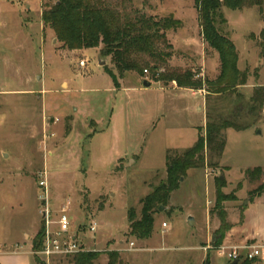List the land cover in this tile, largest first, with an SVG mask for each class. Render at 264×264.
<instances>
[{"label": "rangeland", "instance_id": "rangeland-1", "mask_svg": "<svg viewBox=\"0 0 264 264\" xmlns=\"http://www.w3.org/2000/svg\"><path fill=\"white\" fill-rule=\"evenodd\" d=\"M54 1L0 0V241L33 248L47 192L51 230L64 206L71 235L100 253L97 264L109 262L110 250L123 264H243L245 246L264 243V173L254 181L246 173L258 166L264 172V109L249 107L255 86L264 85V6L221 8L218 28L236 44L238 66L248 74L229 94L218 91L221 58L204 38L195 0H106L132 15L179 19L167 42H157L159 53H170L161 72L193 75V84L179 85L154 78L150 68L128 71L118 86L101 47L65 48L44 23L42 11ZM144 80L152 85L145 88ZM222 118L249 127L225 130L222 158L209 150L206 166L187 172L150 238L131 236L129 212L140 216L141 199L166 180L168 151L193 146L207 122ZM219 188L236 197L223 203L230 228L221 245L239 247V259L213 245L222 224L214 211ZM36 255L39 264H73L72 255Z\"/></svg>", "mask_w": 264, "mask_h": 264}, {"label": "trees", "instance_id": "trees-1", "mask_svg": "<svg viewBox=\"0 0 264 264\" xmlns=\"http://www.w3.org/2000/svg\"><path fill=\"white\" fill-rule=\"evenodd\" d=\"M122 1L126 4L131 0ZM195 3L199 9L204 38L221 58L220 76L216 81L220 85L218 91L222 89L229 94H235L237 87L247 84L248 74L240 70L236 44L218 28L217 20L220 16L225 21L221 11L223 6L232 10L258 6L263 10L264 0H195ZM42 13L44 23L56 32L57 38L65 48L72 50L101 47L102 54L111 57L118 71V74L111 73L116 86L119 85V78H122L125 72L144 73L149 68L154 78H159L160 75L164 78L176 79L179 85L193 84L190 83L193 76L190 72L183 75H178L174 71L171 75H164L161 72L167 64L166 59L170 57V53H159L157 42L166 43L167 32L180 27L181 21L174 15L159 20L139 11L132 15L121 11L118 7L113 8V5L106 0H55L53 4L44 8ZM261 36L264 39V29ZM254 90L249 107L251 110L257 107L263 110L264 85H257ZM247 127L249 126L237 124L227 118L209 121L205 131H199L193 146L186 150H169L166 155L168 175L166 180L141 199L140 216L136 214L135 209L131 208L129 212L130 235L138 240L150 238L155 228L156 216L160 211L159 207L167 206L174 190L179 187L187 172L191 168H204L207 163L206 152L209 150L222 158L227 144L225 130L229 128L243 130ZM246 173L254 181L264 172L258 166L253 170H247ZM219 181L220 185H223L224 181ZM231 199H236L234 194H227L218 189L214 211L218 210L222 224L215 232L214 246H221L225 240L226 231L230 228L223 203ZM212 213L213 211L211 215ZM46 229L45 221H43L41 229L32 242L36 258L37 252L44 248ZM99 257L100 253L96 250L80 251L72 255L71 262L97 264ZM108 259L107 264H123L118 250H110ZM204 264H210L209 260H206ZM243 264H250L249 258L245 259Z\"/></svg>", "mask_w": 264, "mask_h": 264}, {"label": "built area", "instance_id": "built-area-1", "mask_svg": "<svg viewBox=\"0 0 264 264\" xmlns=\"http://www.w3.org/2000/svg\"><path fill=\"white\" fill-rule=\"evenodd\" d=\"M82 65H85L84 61H81ZM148 72V70H145ZM40 186L47 188V181L42 180L40 182ZM42 200L46 202L43 204V214L44 221L47 227L46 236L44 239V248L37 252V254L45 255L47 257L53 255H75L80 251H89L86 248V244L83 241L81 235H71L72 227H71V218L63 206L61 210L57 213V225L58 230L52 231L50 226L51 216L53 211H51L49 205V194L47 192L44 193V196L41 197ZM164 226H168L166 222H163ZM91 231L95 232L98 229L97 222H93L91 225ZM216 249L221 251L220 253L224 255L227 252V256H229L230 260L239 259L242 255L239 252V247H228V246H214ZM246 252L245 255L247 258H263L264 259V243L252 244L245 246ZM207 249V248H206ZM228 249V250H227Z\"/></svg>", "mask_w": 264, "mask_h": 264}, {"label": "crops", "instance_id": "crops-1", "mask_svg": "<svg viewBox=\"0 0 264 264\" xmlns=\"http://www.w3.org/2000/svg\"><path fill=\"white\" fill-rule=\"evenodd\" d=\"M148 87L145 86V88ZM127 160H124V163ZM28 235H30L28 232L25 233V237ZM15 242L16 241L9 240L8 238L0 241V264H39L36 260L35 254H33L34 251L32 245L29 242L26 244H15Z\"/></svg>", "mask_w": 264, "mask_h": 264}, {"label": "water", "instance_id": "water-1", "mask_svg": "<svg viewBox=\"0 0 264 264\" xmlns=\"http://www.w3.org/2000/svg\"><path fill=\"white\" fill-rule=\"evenodd\" d=\"M105 62H106V61H102L101 64L103 65V64H105ZM144 85L148 87V86L151 85V82H149L148 80H144ZM126 165L128 166V165H131V164H130V163H126ZM223 178H224V175L221 177V179L223 180ZM182 180H184V178H182ZM159 208H160L161 211L165 209L164 206H160ZM188 223H189L190 225H191V224H192V225L194 224V218H193L192 216L189 218V222H188ZM237 263H239L238 260L234 261L232 264H237Z\"/></svg>", "mask_w": 264, "mask_h": 264}]
</instances>
